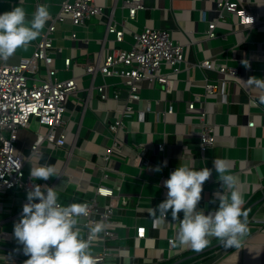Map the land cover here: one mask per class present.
I'll return each mask as SVG.
<instances>
[{"label":"crops","instance_id":"1","mask_svg":"<svg viewBox=\"0 0 264 264\" xmlns=\"http://www.w3.org/2000/svg\"><path fill=\"white\" fill-rule=\"evenodd\" d=\"M60 1L0 0V10L19 3L30 16L37 4L43 2L49 12L54 13ZM217 1L142 0L143 7L129 18L122 0H97L103 5L98 18L82 26H70L66 21L57 25L54 43L61 47V53L53 60L56 74L61 78L74 74L79 88L65 102V144L54 146L43 140L41 155L25 161V171L29 173L31 164L54 163L58 174L47 179H33L42 181L44 187L54 186L58 200L63 204L88 193L98 182L129 196L128 206L114 209V218L119 223L116 227L118 237L106 241L114 253L110 256L112 264H264V103L257 99L264 95V90L245 81L249 76L264 74V0H231L255 15L254 22L244 25L238 24V17L227 10H222L218 16ZM123 18L126 19L123 41H114L115 45L127 48L132 41L131 33L139 32L144 26L163 28L182 44L183 60L178 72L171 77L173 84L169 88L147 79L140 81V98L132 102L133 111L126 116V129L118 132L123 142L122 151L110 156L108 175L101 178L100 171L90 160L102 162L101 154L110 142L107 124L114 117L115 109L125 102L126 90L117 77L85 72L83 63L86 57L98 59L113 40V33H105L106 22L111 20L120 28ZM210 21H215V36L206 37ZM71 30L76 32L73 39L68 36ZM35 39L26 47L18 48L5 61L14 62L29 55ZM64 56L72 58L67 68L63 63ZM204 58L235 66L238 74L229 76L193 65ZM244 60L247 64L242 63ZM161 68L163 71L170 69L169 66ZM205 77L226 81L225 101L218 93H203ZM99 84H106L108 97L105 99H101L96 90ZM117 87L120 94L114 99L112 89ZM195 94L198 99L190 108L188 102ZM169 102L173 112L163 120L160 111ZM139 109L144 110L143 120H136ZM201 112H205V119L213 124L217 139L215 145L203 152L198 149L196 136ZM249 121L253 125L247 124ZM45 130V125L30 120L29 126L18 130L17 148L28 154L36 134ZM161 139L165 146L160 153L154 150L153 143ZM139 144L148 146L143 150L147 164L132 162ZM217 157L226 161V171L234 174L236 187L244 197L242 207L247 209L248 231L237 247H225L217 237H210L201 249L173 245L168 238L174 237L178 220L171 219L170 210L167 219H155L156 227L151 226L155 218L153 206L166 197L163 181L179 162L190 160L195 167H213V158ZM156 165H160L159 170ZM64 173L75 179L67 181L62 176ZM218 178L213 167L203 182L197 207L207 211L216 206L214 192L221 190ZM97 200L100 206L105 204L104 197L97 196ZM24 202L26 193L21 190L9 189L2 193L0 224L4 229H10L19 219ZM180 215L182 213H178V217ZM136 226H144L143 236L136 235ZM101 247L100 243L90 249L95 253Z\"/></svg>","mask_w":264,"mask_h":264},{"label":"built area","instance_id":"2","mask_svg":"<svg viewBox=\"0 0 264 264\" xmlns=\"http://www.w3.org/2000/svg\"><path fill=\"white\" fill-rule=\"evenodd\" d=\"M123 6L127 8L129 18L135 16L136 10L143 7L142 0H122ZM102 4L97 0H61L58 9L50 13L49 23L44 26L33 43L32 52L22 56L19 60L8 62L0 59V201L3 192L9 189H18L26 193L33 183L43 182L30 177L25 171V161L30 157L40 156L42 151L40 145L43 140L52 142L54 146H63L66 142L64 133V114L66 110V99L75 94L79 83L74 74L61 78L57 76V69L53 65L54 57L60 55L61 47L54 43L55 31L58 24L64 21L70 26H82L89 20L98 18L102 14ZM218 16L222 10H227L238 17V24L252 23L255 15L246 8L238 6L235 1L218 0L216 2ZM126 19L120 22L117 28L115 22L108 20L105 33H113L107 50L96 60L85 58L83 69L85 72L95 74L99 72L102 76H113L119 79V83L126 90L125 102L119 108L112 120L107 124L110 142L101 154L102 162L90 160L100 171V177H106L109 166L107 161L110 156L121 153L123 142L118 136L119 131L126 129L127 119L133 111L132 102L140 98V81L147 79L149 82L159 83L169 88L173 84L171 77L178 72L179 64L183 60V47L179 41L172 38L171 33L163 28L144 26L139 32H132V41L127 48L114 44V41H123ZM215 21L208 22L206 37L215 36ZM69 38H75V30L68 34ZM72 62L70 56L63 57V63L67 68ZM193 65L203 69H215L229 76H236L238 70L235 66L228 64H217L211 58H204L193 62ZM162 66H169V70H162ZM264 76V74L262 75ZM225 80L221 78L211 79L205 77L203 93L209 95L218 93L225 101ZM99 97H108L106 84L96 86ZM120 88L112 89L111 97L118 99ZM198 99L195 94L188 102L192 108L194 101ZM252 101V100H250ZM173 112V106L169 102L160 111L164 117ZM136 120H143L144 110L136 111ZM36 120L40 125H45L44 133H37L34 141L30 144L28 154L22 153L16 146L18 130L27 127L30 120ZM247 124L253 125L252 121ZM197 146L203 152L207 147L215 145L217 139L213 124L205 119V112L200 113L199 129L196 132ZM154 150L163 152L165 142L163 139L155 141ZM147 145H137L136 153L132 155L134 164H147L148 159L143 157V150ZM68 181L74 180L71 174H62ZM90 189V190H89ZM89 192L72 198L66 202L79 201L87 206V214L79 217L77 228L82 232V237L91 238V244L101 243V249L92 253L96 264H112L110 258L114 253L106 245L107 240L117 238L116 227L119 223L114 218V209L125 207L129 204V196L114 192L111 187L98 182L89 188ZM85 190V189H84ZM97 196L105 198V204L100 206ZM59 203L63 204L61 200ZM97 221L104 223L101 232L92 234L89 231L91 225ZM1 223V222H0ZM156 227L155 218L151 223ZM144 226H136V235L143 236ZM173 237H169L168 241ZM0 264H22L26 254L13 249L22 250V245L13 234V226L4 229L0 224Z\"/></svg>","mask_w":264,"mask_h":264},{"label":"clouds","instance_id":"3","mask_svg":"<svg viewBox=\"0 0 264 264\" xmlns=\"http://www.w3.org/2000/svg\"><path fill=\"white\" fill-rule=\"evenodd\" d=\"M49 17L50 12L43 2L37 4L30 16L19 3L0 10V59L6 60L18 48L26 47L40 34ZM242 63L247 64V61ZM245 81L264 90V76L252 75ZM257 99L264 103V95ZM212 166L219 175L221 190L214 192L217 204L207 211L197 207V202L201 199L203 182L213 167H195L190 160L179 162L163 181L166 197L153 206V212L155 219H167L170 210L171 219L178 220L175 235L170 240L173 245L201 249L210 237H217L225 247H237L248 231L247 209L242 207L244 197L236 187L234 174L226 171L228 165L223 158H213ZM155 167L159 170L160 165ZM56 174L54 163L31 164L29 170L32 178L47 179ZM178 213L182 215L178 217ZM86 214L85 203L61 204L54 186L33 183L26 190V202L13 225V234L26 254L22 264H96L90 249L91 238L82 237L77 228L79 217ZM103 228L104 223L97 221L89 231L95 234Z\"/></svg>","mask_w":264,"mask_h":264},{"label":"water","instance_id":"4","mask_svg":"<svg viewBox=\"0 0 264 264\" xmlns=\"http://www.w3.org/2000/svg\"><path fill=\"white\" fill-rule=\"evenodd\" d=\"M48 23H49V20H46L45 25L48 24ZM0 247H4V248H5V246H1V245H0ZM13 250H16V251H19V252H23V251L20 250V249H13ZM23 253H24V252H23Z\"/></svg>","mask_w":264,"mask_h":264}]
</instances>
